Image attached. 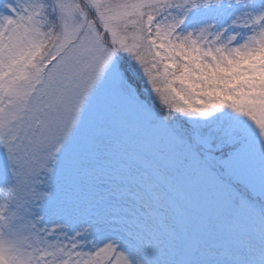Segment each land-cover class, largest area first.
Wrapping results in <instances>:
<instances>
[{
	"label": "snow or ice",
	"instance_id": "snow-or-ice-1",
	"mask_svg": "<svg viewBox=\"0 0 264 264\" xmlns=\"http://www.w3.org/2000/svg\"><path fill=\"white\" fill-rule=\"evenodd\" d=\"M0 264H264V0H0Z\"/></svg>",
	"mask_w": 264,
	"mask_h": 264
}]
</instances>
